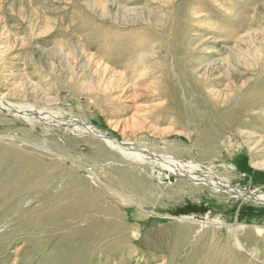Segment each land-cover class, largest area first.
Wrapping results in <instances>:
<instances>
[{"label":"rangeland","instance_id":"obj_1","mask_svg":"<svg viewBox=\"0 0 264 264\" xmlns=\"http://www.w3.org/2000/svg\"><path fill=\"white\" fill-rule=\"evenodd\" d=\"M0 95V264H264V0H0Z\"/></svg>","mask_w":264,"mask_h":264},{"label":"bare ground","instance_id":"obj_2","mask_svg":"<svg viewBox=\"0 0 264 264\" xmlns=\"http://www.w3.org/2000/svg\"><path fill=\"white\" fill-rule=\"evenodd\" d=\"M242 82V81H241ZM237 86V85H236ZM243 87V86H242ZM233 89V88H232ZM224 98H226V97H224ZM207 101V100H206ZM227 102H228V100H227ZM226 102V103H227ZM225 103V104H226ZM0 104H1V106L3 107V106H8V104L7 103H5L4 102V98L0 95ZM12 105V104H11ZM12 106H14V105H12ZM15 107V106H14ZM245 107V106H244ZM12 109H14V108H12ZM17 109L19 110V112L18 113H22V115L25 117V118H30V117H28V115H32L33 113L32 112H34V110L32 109V108H30V110H27V109H25V108H23V107H17ZM25 112H29L30 114H27V113H25ZM230 116V115H229ZM228 117V116H227ZM42 120H48V117H43V119ZM220 120H221V118H218V117H216V118H214L213 119V124L214 125H217V124H219L220 123ZM29 121V120H28ZM29 122H31V121H29ZM46 122H48V121H46ZM220 125V124H219ZM225 126H226V124H225ZM215 128V127H214ZM226 128H228V127H226ZM84 129V128H83ZM222 129V128H221ZM85 130L86 131H88L89 133H93V134H95L96 132L94 131V129L92 128V127H88V126H86L85 127ZM95 132V133H94ZM100 134V133H99ZM96 135H98V133L96 134ZM99 136H101L103 139H105L106 140V143H108L111 147H113V148H117V149H121V147H120V144H124V143H120L118 140H116V139H112V138H109V137H107V136H102V135H99ZM125 145H134V144H125ZM140 148V151H142V152H144V153H146V151L147 150H145V149H143V148H141V147H139ZM122 150V149H121ZM129 151H130V149H129ZM148 155H151V156H153L152 154H148ZM134 157H136V158H138L139 160H141V159H143V158H146V157H142L141 158V155L140 154H134L133 155ZM159 161H160V163L162 164V167H163V169L165 170V175L163 174V176H165V179H167V181H170V182H174L176 179V177L177 176H180V177H186V178H189V179H191V180H193V181H196V182H199V180H197L196 179V177L191 173V171H193L195 168H197L196 166H192V165H190V164H184V163H182V162H179V161H177V160H175V159H173V158H170V157H160V159H158ZM142 162H146V160H141ZM155 173H157L156 175H158V176H161L162 174H160L159 172H155ZM199 179V178H198ZM211 185H213V187L214 188H216V189H219V188H221V187H219V186H217V184H215V183H211ZM218 191V190H217ZM257 201H261V202H263L264 201V196H260V197H257V199H256ZM2 210V209H1ZM7 211H9V209L7 210ZM6 211V212H7ZM89 216V215H88Z\"/></svg>","mask_w":264,"mask_h":264},{"label":"water","instance_id":"obj_3","mask_svg":"<svg viewBox=\"0 0 264 264\" xmlns=\"http://www.w3.org/2000/svg\"><path fill=\"white\" fill-rule=\"evenodd\" d=\"M15 114L22 115V114H19L18 112H15ZM31 117H36V115H31ZM39 118H41V117H39Z\"/></svg>","mask_w":264,"mask_h":264}]
</instances>
